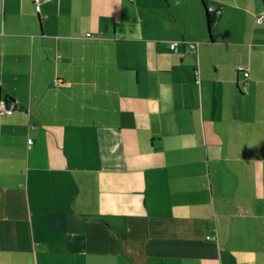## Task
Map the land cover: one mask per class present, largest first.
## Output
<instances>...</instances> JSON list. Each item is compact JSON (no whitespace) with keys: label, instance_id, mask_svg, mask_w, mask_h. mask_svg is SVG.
I'll return each mask as SVG.
<instances>
[{"label":"crops","instance_id":"obj_1","mask_svg":"<svg viewBox=\"0 0 264 264\" xmlns=\"http://www.w3.org/2000/svg\"><path fill=\"white\" fill-rule=\"evenodd\" d=\"M204 1L211 35L201 0H0V264H264V0Z\"/></svg>","mask_w":264,"mask_h":264},{"label":"built area","instance_id":"obj_2","mask_svg":"<svg viewBox=\"0 0 264 264\" xmlns=\"http://www.w3.org/2000/svg\"><path fill=\"white\" fill-rule=\"evenodd\" d=\"M37 10L40 11V8H39V4L37 5ZM209 12L215 16L217 15H220V11L219 10H215V9H209ZM261 20V17H258L257 18V21H260ZM179 45L180 43L179 42H174V44L172 43L171 44V50L174 51V52H178L179 50ZM188 46H190V49L194 50L197 48V44L195 43H190ZM240 72H242L246 78L249 77V72L248 70L244 69V68H240L239 70ZM200 71H196L195 72V76H196V82L199 84L200 83ZM17 110V106L15 104H6L4 102L1 103V107H0V112L3 113V114H7V115H11ZM29 144L32 145L33 144V141L32 140H29Z\"/></svg>","mask_w":264,"mask_h":264},{"label":"trees","instance_id":"obj_3","mask_svg":"<svg viewBox=\"0 0 264 264\" xmlns=\"http://www.w3.org/2000/svg\"><path fill=\"white\" fill-rule=\"evenodd\" d=\"M201 1H202L203 6L205 7V10H206V13H207V19L206 20H207V23H208V31H209V34L211 35L212 26L217 21L219 15L215 16V15L211 14L209 12V9H208L207 5L205 4V1L204 0H201Z\"/></svg>","mask_w":264,"mask_h":264}]
</instances>
